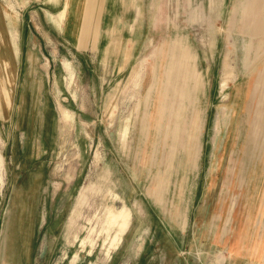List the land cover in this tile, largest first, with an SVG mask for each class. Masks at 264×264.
Wrapping results in <instances>:
<instances>
[{"label":"rangeland","instance_id":"obj_1","mask_svg":"<svg viewBox=\"0 0 264 264\" xmlns=\"http://www.w3.org/2000/svg\"><path fill=\"white\" fill-rule=\"evenodd\" d=\"M240 1L102 0L80 49L43 23L44 0H0L14 46L0 76V264H264L237 218L264 168V131L248 140L264 90L247 86L264 35L241 33ZM250 227L264 239V209Z\"/></svg>","mask_w":264,"mask_h":264},{"label":"crops","instance_id":"obj_2","mask_svg":"<svg viewBox=\"0 0 264 264\" xmlns=\"http://www.w3.org/2000/svg\"><path fill=\"white\" fill-rule=\"evenodd\" d=\"M102 2V0H44L42 5L44 8H39L42 12L44 21L43 23L48 26L55 27L56 32L63 33L68 37L76 35L78 41V48L83 49L88 42L90 35L94 37H98L99 29H100V19H101V6L99 9H96V3ZM240 8H241V33L244 36H247L250 40L257 36L264 35V0H241L240 1ZM4 22L8 27L7 31H14V41L16 43L17 31L13 27L14 23H17L15 19H11L6 14L4 17ZM13 24V25H12ZM40 24V23H39ZM38 23L35 26V29L38 27ZM41 25V24H40ZM1 29V27H0ZM1 32V30H0ZM97 40V39H96ZM11 40L4 38L0 34V76L6 81L9 80L12 73V63H14L13 55H14V46L12 45L9 49L10 45L9 42ZM251 44V43H250ZM249 44V47H250ZM15 45V44H14ZM35 44H33V48ZM8 48V50H6ZM232 51L228 50L225 52L222 61V74L223 77L225 76L226 67L230 70L229 79H232L234 82L237 79V74L235 72L234 66H232L231 58H232ZM250 53L248 54L245 62H247V67L249 70H253L255 68V64L249 65L250 60ZM249 65V66H248ZM230 67V68H229ZM255 70V69H254ZM229 73V71H228ZM227 73V74H228ZM2 80V79H1ZM229 86V85H228ZM248 92L252 91L253 94L256 93L258 89L264 90V67L263 70H255L251 73L249 80L247 82ZM242 94L241 89L237 88L236 96L240 97ZM263 95L258 96L257 99L260 101L263 100ZM4 92L0 89V106L1 101H3ZM238 99V98H237ZM239 102L237 100L234 101V108L238 106ZM250 111V110H249ZM253 119L250 126L249 132V143H251L253 149L258 148V142L260 139L261 134L264 131V110L254 109L252 110ZM263 115V116H262ZM60 117L62 122L67 121L68 114L64 110H60ZM250 146V145H249ZM264 160V153L261 156V161ZM236 169V168H235ZM234 169V175L236 174ZM258 172H254V176L251 177L250 186L248 188L246 203H243L244 207L247 205L246 211H241L238 214V219L240 218L241 223L244 222L247 226L246 231H248L247 240L245 238V246L249 247L251 250L247 252L248 256L253 261H259L262 258L263 248H264V239L260 235L258 236L257 229L251 230L250 224L252 225L254 218L256 217L259 211L264 209V197H260V201L256 202L255 200V192L258 188L261 189V192L264 191V168H259V170L255 169ZM240 176V175H239ZM261 178V184L256 181V179ZM242 190V189H241ZM255 191V192H254ZM242 195V194H241ZM85 194L82 193L77 201L75 208L79 209L84 202ZM242 210V209H241ZM238 222V223H240ZM71 224L73 223L70 222ZM241 234V233H240ZM238 233V236L240 235ZM240 238V237H239ZM238 238V239H239ZM244 248V247H242ZM246 249V248H245ZM242 250V249H241ZM255 253L256 255L253 256ZM253 254V255H252Z\"/></svg>","mask_w":264,"mask_h":264},{"label":"flooded vegetation","instance_id":"obj_3","mask_svg":"<svg viewBox=\"0 0 264 264\" xmlns=\"http://www.w3.org/2000/svg\"><path fill=\"white\" fill-rule=\"evenodd\" d=\"M24 181H23V184H18L17 185V189H26L25 186H24Z\"/></svg>","mask_w":264,"mask_h":264}]
</instances>
